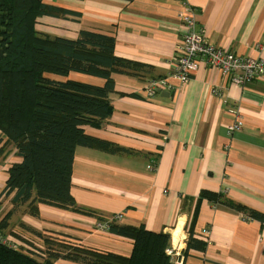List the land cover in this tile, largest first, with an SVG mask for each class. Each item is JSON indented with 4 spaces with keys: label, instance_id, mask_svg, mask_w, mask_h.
Masks as SVG:
<instances>
[{
    "label": "crops",
    "instance_id": "0c3cea01",
    "mask_svg": "<svg viewBox=\"0 0 264 264\" xmlns=\"http://www.w3.org/2000/svg\"><path fill=\"white\" fill-rule=\"evenodd\" d=\"M43 2L78 15L42 17L39 32L67 39H76L82 30L104 34L115 39L117 56L138 65L113 75V115L100 128L85 127L90 136L118 150L79 147L75 153L71 193L78 207L103 218L44 204L38 217L27 214L25 205L13 212L4 234L43 245L53 235L129 257L133 240L110 233L108 226L144 225L171 236L168 254L174 264H264V221H246L240 212L203 197L223 195L264 213V79L236 86L204 62L185 84L170 76L182 36L180 13L187 6L207 42L238 56L264 59L257 50L264 43V0ZM68 79L105 84L79 74ZM151 79L169 84L152 99L144 93ZM215 88L221 96L213 94ZM237 121L243 122L241 130L229 134ZM5 143L0 142V221L13 211L14 194H1L12 164L20 161ZM191 234L208 242L205 252L185 256Z\"/></svg>",
    "mask_w": 264,
    "mask_h": 264
},
{
    "label": "trees",
    "instance_id": "16d2710c",
    "mask_svg": "<svg viewBox=\"0 0 264 264\" xmlns=\"http://www.w3.org/2000/svg\"><path fill=\"white\" fill-rule=\"evenodd\" d=\"M77 15L46 5L43 0H0V142L5 139V145H12L20 158L12 164L1 195L14 194L13 206L26 205L32 216L39 217V205L44 204L95 217V212L78 207L71 193L75 153L79 147L111 153L118 150L90 136L85 127L100 128L113 115V75L127 74L138 65L117 56L113 37L82 30L76 39H67L37 30L42 17ZM71 74L98 78L105 84L68 79ZM203 197L240 212L246 221H264V213L223 195L204 193ZM15 210L0 221V235ZM108 230L133 240L129 257L51 235L43 251L24 253L0 242V264H55L59 260L76 264H174L168 254L169 234L117 222H111ZM207 243L191 234L185 256L192 250L205 252Z\"/></svg>",
    "mask_w": 264,
    "mask_h": 264
},
{
    "label": "built area",
    "instance_id": "2783aa9c",
    "mask_svg": "<svg viewBox=\"0 0 264 264\" xmlns=\"http://www.w3.org/2000/svg\"><path fill=\"white\" fill-rule=\"evenodd\" d=\"M179 20L182 36L176 45L175 60L171 67L170 76L180 83L185 84L190 80L193 71L196 70L200 62H204L211 69L221 72L224 77L229 79L230 83L236 86L242 87L257 79H264V59L262 57L238 56L207 42L197 29L196 14L192 8L187 6L180 13ZM257 50L260 53L264 52V43L257 44ZM168 87L169 84L166 79H151L146 83L144 93L147 98L152 99ZM213 94L221 96L220 89L215 88ZM242 125V121H237L228 128V133L239 132ZM118 218H121V216ZM209 234L208 230L204 231L206 237ZM0 242L15 250L24 247L26 248L23 251L24 253L26 250H37L36 248L23 246L18 238H13L11 235H0Z\"/></svg>",
    "mask_w": 264,
    "mask_h": 264
},
{
    "label": "rangeland",
    "instance_id": "374dc122",
    "mask_svg": "<svg viewBox=\"0 0 264 264\" xmlns=\"http://www.w3.org/2000/svg\"><path fill=\"white\" fill-rule=\"evenodd\" d=\"M54 77H56V76H54ZM51 78H53V77H51ZM57 79H59V78H57ZM11 203V202H10ZM17 208V207H16ZM15 208V206H13V209L15 210L16 209ZM11 211V210H10ZM9 211V212H10ZM20 211L22 212L23 211V208H21L20 209ZM68 211V210H67ZM9 212H7V213H9ZM20 212V213H21ZM25 212L27 213V214H29V211L28 210H25ZM97 217H99V218H103V217H100V215L97 213V215H96ZM12 218H13V216L11 217V221H12ZM1 236H6V234H2L1 233ZM11 236L13 237V238H16V235H14V234H12L11 233ZM24 236H26V238L28 237L27 235H24ZM20 238V237H19ZM18 238V239H19ZM21 239H23L24 241H22ZM21 239H19L21 242H22V244H23V246H25V247H29V248H36V249H39L40 251H43L42 249L44 248L45 249V247H46V243H45V241H44V245L42 244V243H40V244H42V245H40L38 242H35L34 240H32L31 238H29L30 239V241H32V243H29V242H27V241H25L26 239L24 238V237H21ZM60 239V238H59ZM34 242V243H33ZM82 246V245H81ZM43 247V248H42ZM83 247H86V246H83ZM12 248V247H11ZM24 249H26V248H24V247H20L17 251H20V252H23L24 251Z\"/></svg>",
    "mask_w": 264,
    "mask_h": 264
},
{
    "label": "bare ground",
    "instance_id": "6f19581e",
    "mask_svg": "<svg viewBox=\"0 0 264 264\" xmlns=\"http://www.w3.org/2000/svg\"><path fill=\"white\" fill-rule=\"evenodd\" d=\"M177 240H178V234L175 235V241H177Z\"/></svg>",
    "mask_w": 264,
    "mask_h": 264
}]
</instances>
